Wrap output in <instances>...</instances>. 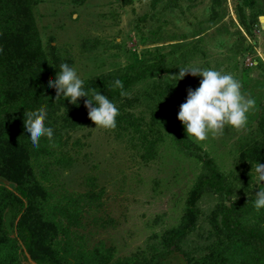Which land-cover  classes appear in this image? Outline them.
Listing matches in <instances>:
<instances>
[{
	"label": "rangeland",
	"instance_id": "obj_1",
	"mask_svg": "<svg viewBox=\"0 0 264 264\" xmlns=\"http://www.w3.org/2000/svg\"><path fill=\"white\" fill-rule=\"evenodd\" d=\"M0 29V264H257L256 241L222 222L227 208L264 233L250 172L264 163V0H0ZM65 62L84 81L160 68L110 99L112 129L41 100L53 135L32 146L28 102L12 105L41 86L57 98L47 84ZM192 62L231 72L255 99L243 128L186 137L177 113L201 77L172 75ZM208 176L217 193L198 186Z\"/></svg>",
	"mask_w": 264,
	"mask_h": 264
},
{
	"label": "clouds",
	"instance_id": "obj_2",
	"mask_svg": "<svg viewBox=\"0 0 264 264\" xmlns=\"http://www.w3.org/2000/svg\"><path fill=\"white\" fill-rule=\"evenodd\" d=\"M186 74L201 77L198 87H189L187 96L179 106L177 119L181 122L186 137L193 141H203L209 136H217L223 132L225 126L233 129L243 128L248 121L250 110L256 101L253 97L242 92V85L231 72H225L213 67H203L199 63H188L178 67L176 82ZM84 80L76 68L68 63H61L55 78L49 80L47 87L54 88L57 97H66L70 104H78L79 98L85 97L83 103L87 109L88 118L95 128L112 129L116 127V117L119 109L115 103L100 91H93L92 98H88V91L82 86ZM113 86L119 88L121 96L128 95L123 82L116 78ZM46 109L40 108L34 113L24 115V135L29 143L36 146L41 137H51L53 129L45 125ZM253 179L256 189L253 201L254 208L259 211L264 208V163L257 162Z\"/></svg>",
	"mask_w": 264,
	"mask_h": 264
},
{
	"label": "trees",
	"instance_id": "obj_3",
	"mask_svg": "<svg viewBox=\"0 0 264 264\" xmlns=\"http://www.w3.org/2000/svg\"><path fill=\"white\" fill-rule=\"evenodd\" d=\"M1 31V29H0ZM159 66L156 64H153L152 62L149 63V65H143V63L137 62V63H131L124 67V70L121 72H109L105 76H101L99 78L89 79L87 81H84V84L82 85L87 91H88V98H92V92L93 91H100L102 94H105L108 96L109 99H117L119 100L122 96L120 94V89L113 86V81L116 78H119L124 85V90L129 91L133 87H135L138 83H140L142 80L147 79L146 77L150 78V76L154 73L155 70H159ZM35 92H31L30 94L24 96L23 99H20V101L13 103V108L16 110V107H19V105H23L21 103L22 101H27L28 103H24V108H26V105L29 106L30 113L37 112L39 109L38 106L41 105V100H45L44 104L48 102L52 104L53 100L57 102H65L66 97L58 96L57 98H51L50 100L45 98L46 96H51L49 93H45L46 86H41L40 88H33ZM84 99L85 97L79 98L78 104L74 105V108L76 111H78L80 114L83 112H86L87 109L84 107ZM29 113V114H30ZM216 178L212 177H202L200 180L198 186L202 187L204 185L208 186L209 189H215V193L218 192V186L216 185ZM9 192L13 195H17L23 199L22 202V209L25 208V203L27 202V196L22 192V190L11 187L8 189ZM225 217L223 218V229H227V231L233 235V236H243L245 238H252L256 241L257 249L260 254H258V257L256 258L257 264H264V233H261L260 231H250L247 230V227H244L238 223H236L230 216L229 210L226 208V212L224 213ZM234 221L235 223H233ZM24 231L23 225H18L17 228H15V233L17 234V241L20 242L21 248H24L25 251L28 250L29 247H31L32 241L30 240V237L23 236L22 232ZM244 239V238H243ZM245 240V239H244ZM24 252V250H23ZM30 264H51L47 261L39 258H35L32 256L31 259H28Z\"/></svg>",
	"mask_w": 264,
	"mask_h": 264
}]
</instances>
